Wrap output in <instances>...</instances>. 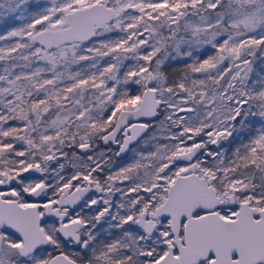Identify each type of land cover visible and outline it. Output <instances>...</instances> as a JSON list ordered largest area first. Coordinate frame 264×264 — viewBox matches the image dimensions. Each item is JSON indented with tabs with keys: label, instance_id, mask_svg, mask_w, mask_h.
Returning a JSON list of instances; mask_svg holds the SVG:
<instances>
[{
	"label": "snow or ice",
	"instance_id": "snow-or-ice-1",
	"mask_svg": "<svg viewBox=\"0 0 264 264\" xmlns=\"http://www.w3.org/2000/svg\"><path fill=\"white\" fill-rule=\"evenodd\" d=\"M0 264H264V0H0Z\"/></svg>",
	"mask_w": 264,
	"mask_h": 264
},
{
	"label": "flooded vegetation",
	"instance_id": "flooded-vegetation-1",
	"mask_svg": "<svg viewBox=\"0 0 264 264\" xmlns=\"http://www.w3.org/2000/svg\"><path fill=\"white\" fill-rule=\"evenodd\" d=\"M104 227L107 228V224L106 223L104 224Z\"/></svg>",
	"mask_w": 264,
	"mask_h": 264
},
{
	"label": "rangeland",
	"instance_id": "rangeland-1",
	"mask_svg": "<svg viewBox=\"0 0 264 264\" xmlns=\"http://www.w3.org/2000/svg\"><path fill=\"white\" fill-rule=\"evenodd\" d=\"M175 67H179V66L177 65V66H175Z\"/></svg>",
	"mask_w": 264,
	"mask_h": 264
}]
</instances>
